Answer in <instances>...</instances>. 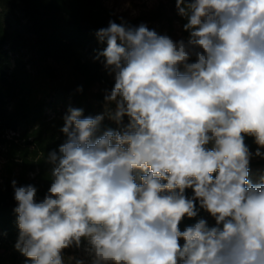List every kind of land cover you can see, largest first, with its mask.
<instances>
[{"label": "clouds", "instance_id": "clouds-1", "mask_svg": "<svg viewBox=\"0 0 264 264\" xmlns=\"http://www.w3.org/2000/svg\"><path fill=\"white\" fill-rule=\"evenodd\" d=\"M175 6L186 38L123 18L95 33L114 80L105 111L69 107L42 199L11 182L25 264H65L70 248L88 257L71 264H264V175L250 179L264 158V0ZM201 210L215 224L181 231Z\"/></svg>", "mask_w": 264, "mask_h": 264}, {"label": "trees", "instance_id": "trees-1", "mask_svg": "<svg viewBox=\"0 0 264 264\" xmlns=\"http://www.w3.org/2000/svg\"><path fill=\"white\" fill-rule=\"evenodd\" d=\"M168 5L173 19L183 27L187 21L178 15L175 0H168ZM165 12L161 5L156 15L151 12L133 21L123 20L134 26L159 22ZM110 20L122 22L103 0H0V235L4 237L0 243L7 254L0 264H25L26 260L15 249L19 229L12 180L18 185H35L37 197L42 199L51 184L45 157L58 151L65 140L61 128L68 103L82 108L85 117L105 111L104 92L96 90H110L114 80L93 58L97 50L106 47L95 33ZM183 35L188 33L183 30ZM103 126L117 128L106 119ZM7 130L19 137L6 140L3 135ZM246 143L254 153L257 145L253 138L246 137ZM250 169L264 175V158L253 157ZM186 194L191 196L193 191L188 189ZM201 218L210 226L215 224L210 214L201 210L195 218L185 217L180 230ZM65 264L71 262L65 260Z\"/></svg>", "mask_w": 264, "mask_h": 264}, {"label": "rangeland", "instance_id": "rangeland-1", "mask_svg": "<svg viewBox=\"0 0 264 264\" xmlns=\"http://www.w3.org/2000/svg\"><path fill=\"white\" fill-rule=\"evenodd\" d=\"M103 5L113 11L114 15L121 19H125L128 21H133L140 16L148 15L149 13H155L158 11L159 7L161 5H164L166 7L165 17L162 19V21L159 22H143L146 24L149 29H154L160 34H167L169 35L173 40H180L181 38H186L183 35V27L182 25L173 19V14L171 9L168 7V0H103ZM155 13L154 15H156ZM138 26V25H137ZM103 91L105 88H97L96 91ZM70 107H73L72 103H68ZM112 107L114 108L115 105L113 104ZM106 121L110 124H113L117 126L113 121L108 120L106 118ZM127 117H125V123H127ZM118 127V126H117ZM2 163V158L0 155V164ZM251 174V180L256 183L259 182V173L256 170H253L250 172ZM4 237L0 235V242ZM184 241L181 242L183 244ZM65 260L70 262L68 259V256H75L76 258H82L87 260L88 257L84 253L82 249H75L70 248L65 250ZM7 258V254L5 252L4 247H2V243H0V260ZM74 264V262H73Z\"/></svg>", "mask_w": 264, "mask_h": 264}, {"label": "built area", "instance_id": "built-area-1", "mask_svg": "<svg viewBox=\"0 0 264 264\" xmlns=\"http://www.w3.org/2000/svg\"><path fill=\"white\" fill-rule=\"evenodd\" d=\"M3 137L6 139V140H9V141H13L14 139L18 138L19 137V134L12 131V130H7L4 132V135ZM2 165H3V160H2V163L0 164V183L3 182L2 178H1V170H2ZM36 176V174H30V177L31 178H34Z\"/></svg>", "mask_w": 264, "mask_h": 264}]
</instances>
